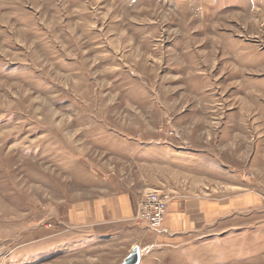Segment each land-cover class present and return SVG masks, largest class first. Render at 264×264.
I'll list each match as a JSON object with an SVG mask.
<instances>
[{
  "label": "rangeland",
  "instance_id": "obj_1",
  "mask_svg": "<svg viewBox=\"0 0 264 264\" xmlns=\"http://www.w3.org/2000/svg\"><path fill=\"white\" fill-rule=\"evenodd\" d=\"M263 118L264 0H0V264H264ZM149 191L258 205L148 229Z\"/></svg>",
  "mask_w": 264,
  "mask_h": 264
},
{
  "label": "crops",
  "instance_id": "obj_2",
  "mask_svg": "<svg viewBox=\"0 0 264 264\" xmlns=\"http://www.w3.org/2000/svg\"><path fill=\"white\" fill-rule=\"evenodd\" d=\"M136 205L137 203L131 197L125 194L117 195L112 201H104L102 204L97 205V221L104 225L112 217L114 226L118 223H124L125 220L133 218ZM257 205L258 196L252 193H241L238 196L226 197L225 199L195 198V200L188 202L173 200L167 208L168 213L165 224L174 231L180 230L181 227L201 228L203 225L207 226L211 222H217L219 218H226L233 213L247 211L250 208L257 207ZM138 233L139 231L137 235ZM126 236L129 237V235ZM104 241L106 243L107 238ZM139 254H141L140 248Z\"/></svg>",
  "mask_w": 264,
  "mask_h": 264
},
{
  "label": "built area",
  "instance_id": "obj_3",
  "mask_svg": "<svg viewBox=\"0 0 264 264\" xmlns=\"http://www.w3.org/2000/svg\"><path fill=\"white\" fill-rule=\"evenodd\" d=\"M172 198L168 194L148 192L138 206L136 220L148 229H159L163 223L166 209Z\"/></svg>",
  "mask_w": 264,
  "mask_h": 264
},
{
  "label": "water",
  "instance_id": "obj_4",
  "mask_svg": "<svg viewBox=\"0 0 264 264\" xmlns=\"http://www.w3.org/2000/svg\"><path fill=\"white\" fill-rule=\"evenodd\" d=\"M125 259L126 260L123 264H138L140 261L139 248H134V250Z\"/></svg>",
  "mask_w": 264,
  "mask_h": 264
},
{
  "label": "bare ground",
  "instance_id": "obj_5",
  "mask_svg": "<svg viewBox=\"0 0 264 264\" xmlns=\"http://www.w3.org/2000/svg\"><path fill=\"white\" fill-rule=\"evenodd\" d=\"M229 51H231V50H229ZM231 53V52H230ZM243 57H245V56H243ZM247 59V58H246ZM240 63V62H239ZM247 63V62H246ZM243 77V76H242ZM249 79V78H248ZM248 81V80H247ZM252 83V82H251ZM262 92V91H261ZM263 93V92H262ZM260 98V97H259ZM257 101H259L258 99H257ZM256 100H255V102H257ZM261 101V100H260ZM260 105V104H259ZM262 105V104H261ZM258 106V105H257ZM264 119V118H263ZM139 258H140V254H139Z\"/></svg>",
  "mask_w": 264,
  "mask_h": 264
}]
</instances>
